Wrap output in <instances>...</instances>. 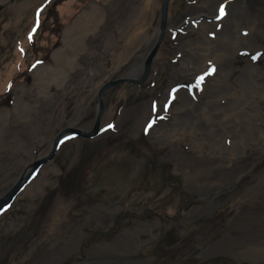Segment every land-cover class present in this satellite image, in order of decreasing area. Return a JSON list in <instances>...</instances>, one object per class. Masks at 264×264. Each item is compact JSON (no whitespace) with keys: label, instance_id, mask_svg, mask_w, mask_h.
<instances>
[{"label":"rangeland","instance_id":"1","mask_svg":"<svg viewBox=\"0 0 264 264\" xmlns=\"http://www.w3.org/2000/svg\"><path fill=\"white\" fill-rule=\"evenodd\" d=\"M143 1L0 0V110H9L4 133L0 132L4 145H0V198L19 180L22 182L20 192L0 213V264L66 261L76 254V244L85 248L82 242L92 237L93 227L103 225L96 214H100L99 208L106 211L103 230L106 234L96 233L94 239L106 240L97 244H106L105 250L94 253L92 249L97 245L92 248L88 245L83 251L87 255L82 264H264V218L257 212L261 208L264 211V140L260 136L264 134V49L235 52L223 63L206 61L205 67L196 74V80L203 77L199 85L196 80L176 77L171 68L180 61L184 49L196 41L182 39L187 35L188 26H197L201 18L213 20L215 29L205 36L210 42L203 34L195 37L200 31L190 34L199 43L203 41L211 50L212 47L217 50L218 37L211 32L219 30L221 20L230 17V13L221 17L220 5L224 4L221 2L214 14L196 19L187 17L175 24L173 20L189 11L187 7L197 1L171 0L169 21L161 30L163 0H151L145 17L133 26L138 31L144 28L145 36L131 46L126 33L130 35L133 27L130 29L129 24ZM94 6L99 8V14L85 31L82 49L70 46L62 53V61L56 62L54 57L63 42L64 30L79 16L84 18L87 14H83ZM229 8L223 7L224 13ZM149 21L152 26L145 27ZM34 27L36 31L32 33ZM153 30L159 31V35L164 31L167 39H162L163 47L152 55L146 71L150 52L159 43L152 44ZM29 33H32L31 39ZM257 40L264 41V37ZM221 63L223 70H220ZM34 70H43L48 79L38 85ZM153 83L157 85L153 87ZM215 83L225 84L229 92L248 99L241 105L242 115L254 113L256 119L249 124L253 123L261 134L252 132L255 141L245 138L246 142L241 143L235 141L228 128L214 138L217 142L221 139L218 147L209 144L208 139L197 146L191 140L192 135L175 134L184 135L193 143L192 147L182 145L184 155L203 160L201 169L209 177L217 176L211 171L214 164L210 162H215L212 159L219 162L216 168L219 174L241 169L239 181L226 186L231 185L235 193L249 176L248 189L257 190V199L249 206L251 210L242 209L228 199L194 221L180 227L174 223L175 226L172 215L179 208L184 212L195 201L199 202L193 192L197 190L185 185L182 171L183 167L192 165L180 163L174 167L173 159L167 156L173 139L161 140L155 134L159 131L160 137H166L173 127L182 125L172 122L175 116L205 108L206 100L211 107L208 96ZM19 85L23 88L24 101L27 96L33 97L25 119L17 118L11 110L20 93L13 90ZM33 85L37 86L34 91ZM178 88L187 93L189 104L176 99L174 92ZM242 90L248 93L242 94ZM158 96H163L158 102H168L174 96L176 100L156 121L158 108L149 102ZM100 102L102 110H99ZM226 102L223 97L215 99L219 112L226 110ZM183 104L186 108H182ZM99 111V123L105 122L102 128L111 124L115 126L114 132L108 130L93 138L66 136L68 139L63 138L51 159L34 166L36 161L49 155L61 131L91 130ZM106 116H109L107 121ZM136 117H140L139 125L133 129ZM109 120L112 121L108 123ZM212 120L215 124L218 121ZM223 125L228 126L230 122L224 121ZM135 145L142 148L134 151ZM133 153L146 154L143 160L146 175L141 178V170L140 174L133 171L135 182L129 184L131 167L122 164ZM175 155L183 156L180 148ZM244 166L249 170H244ZM188 175H196L194 167L188 168ZM131 209H137L138 218ZM145 218L152 224L144 225ZM82 220L88 221L89 226L81 229L79 236L73 235L77 222ZM246 220L255 225L250 234L243 228ZM118 243L123 246L121 254L112 247Z\"/></svg>","mask_w":264,"mask_h":264},{"label":"bare ground","instance_id":"2","mask_svg":"<svg viewBox=\"0 0 264 264\" xmlns=\"http://www.w3.org/2000/svg\"><path fill=\"white\" fill-rule=\"evenodd\" d=\"M194 6H188L187 12H183L178 15L177 18L173 20V22L176 24L180 20H185L187 17L190 18H200L204 17L205 15L209 16L211 14L215 13L216 6H218L219 3L223 2V7L229 8L227 10V13L225 12L224 16H229L228 18H223L221 20L222 26L219 30H214L211 33L217 34L216 37H218V44H217V50H215V47H212L213 50L210 49V47L205 42H200L196 38H200L203 34L206 41H208L206 32H210L212 29H215V22L213 20L207 21V19H202L199 22L197 26H193L190 24L186 30L187 35L182 39H195L196 41H192L190 46H187V49H184V53L180 56V61L178 63H175L173 67L171 68V72L175 73L176 77L183 76L187 78L189 81H195L197 77V72L202 70V67H205V63L208 60H212L213 63H215V60L222 62L225 59H229L231 54H234L235 52L241 51L244 52L246 50H254V49H264V41L257 40V38L261 39V37H264V0H196ZM171 0H169L168 4V18L170 16L171 11L169 10L171 8L170 5ZM152 3L151 0H144L142 6L140 7L139 11L136 15H134L133 19L131 20L129 24V28L131 29L137 20L142 19L145 17V14L148 10V6ZM157 6V5H156ZM222 6V5H220ZM95 8L91 7L89 8L88 12H85L83 14L84 18L79 16L78 19L73 24L66 28L64 30V36H63V42L59 46V49L55 53V61H62L63 54L65 51L69 49V47H73L74 49H82L83 43V37L85 35V31L89 30L91 25H93L98 17L99 14V8L94 6ZM21 11H24V7L20 6L19 8ZM89 13V15H88ZM189 18V19H190ZM205 18V17H204ZM229 19V20H228ZM187 20V19H186ZM219 21V20H218ZM251 21V22H250ZM78 22V23H77ZM77 24V25H76ZM76 25V26H75ZM148 25H151V22H147L145 27ZM220 25V24H219ZM247 25V26H246ZM152 26V25H151ZM196 29V30H193ZM138 31L135 27L132 28L130 31V35L126 33V36H128V40H130V45L135 46L140 40L145 36L146 30L144 28L139 29ZM200 31V32H199ZM191 32H199L195 34V37L191 35ZM76 33H79V36L77 37ZM152 37V44L156 41L158 43V40L161 38V35H159V31L153 32L150 35ZM206 36V37H205ZM77 37V38H76ZM159 37V38H158ZM166 37L164 36V41H166ZM181 39V41H182ZM176 41H179L177 38ZM180 41V42H181ZM215 41V38L214 40ZM212 41V42H213ZM155 42V43H156ZM210 42V41H208ZM163 47V43H161L158 46V49ZM158 52V50H157ZM160 53V52H159ZM210 56V58L208 57ZM220 64V70H223V64ZM215 67V66H214ZM213 67V68H214ZM34 80L36 81L38 85L42 84L46 78V74L43 72V70H34ZM235 73H233L231 76H234ZM226 76V75H225ZM199 78V77H198ZM197 81V80H196ZM45 84V83H44ZM215 85V86H213ZM212 88L210 89L208 98L211 99L212 104L211 107L208 104V100L205 101L204 106L205 108L199 109L198 111H193L192 113L187 112L179 117L175 116L172 120V122H176L181 126L173 127L172 133L166 134V140L170 141L173 139L172 145L168 148L167 156L173 159L175 161V166L180 163H191L192 166H185L182 168L184 178H185V185L191 189H196L197 191H205L209 193L210 191H214L217 189H220L227 184H235L239 181L241 176H239V172H241V169L234 170L231 173H221L219 174L216 170L218 167L219 162H217L215 159L214 165L211 167V171L213 172V175L217 174L215 178L209 177L208 172L204 169H201L202 163H204L203 160H197L196 158L192 157L190 160H188L185 156H178L175 155L177 153L178 148H180L181 144H188L192 147L193 143L198 144L205 143L206 140H209V144L212 146H219L218 142L221 141L219 138L218 142L214 140L215 137H217L218 132H224L226 129L233 134L235 137V141L241 143H245L246 139L249 138L250 141H255L254 135L251 133L254 132L255 134L260 135L261 132L259 130H255L253 123H250L253 121V119H256L255 114H249L245 115L243 117V111L241 108L242 104L247 103V98L243 96H237L236 93L229 92V88L224 84H213ZM226 86V87H225ZM233 88H236L235 86L231 85ZM23 88L19 85L14 88L13 91L20 90L19 96L17 97L16 103L13 102L12 106V112H14L19 119H25V113L29 111V108H31V105H28V103L31 101L32 95L27 96V100H23L22 94H23ZM37 86L33 85L32 90H36ZM31 92V91H29ZM16 93V92H15ZM13 93V94H15ZM248 93V92H247ZM246 92H243L242 94H247ZM39 94L37 93L36 96ZM35 97V95H34ZM221 97L225 98L227 100L224 107H226V110L219 112L218 108L215 107V99H220ZM184 103L189 104L187 102H190L188 98L183 96ZM242 99V100H241ZM241 100V101H239ZM217 102V101H216ZM31 103H33L31 101ZM183 104L182 108H186V105ZM247 105V104H246ZM9 110L1 109L0 110V132L4 133V122L6 121L7 112ZM149 111V110H148ZM134 112V108L132 109L130 116ZM223 116H221V114ZM28 114V113H27ZM136 114L134 115V117ZM142 114L140 115V117ZM139 117V118H140ZM106 118V117H105ZM104 118V119H105ZM139 118L135 122L134 125H137L139 123ZM217 120V123L215 124L212 120ZM224 121L230 122V125H223ZM213 124V125H209ZM7 126V125H6ZM180 132H186L189 135H192L193 138L190 140L185 139L180 134L175 133ZM156 137L160 139V133L159 131H156ZM170 137H169V136ZM178 136V137H177ZM260 136L263 137L264 140V134H261ZM246 138V139H245ZM186 140L188 143H185ZM2 138L0 135V145H3ZM21 142H18L19 144ZM4 146V145H3ZM186 161V162H185ZM123 165L130 166L131 168H137L140 165H134L132 161H127ZM196 170V175L191 176L188 175V168H192ZM244 170L247 171L248 166L243 167ZM225 174V175H223ZM188 175V180H187ZM223 175V176H221ZM203 179V180H202ZM202 180V181H201ZM206 180V181H204ZM256 190V189H255ZM249 194L246 199L243 200V196L238 193L236 195V198L234 199L233 203L238 206L240 205L242 209L245 210H251L249 209V206L253 204V202L256 199V196L252 193H245ZM264 197V195H263ZM259 214L261 213L262 217L264 218V211L261 208V210H258ZM254 222V218H253ZM252 222V226H255ZM126 239V235H125ZM127 242V239H126ZM112 247L120 253L121 249H123V246L118 243V245L112 244ZM121 254V253H120Z\"/></svg>","mask_w":264,"mask_h":264},{"label":"flooded vegetation","instance_id":"3","mask_svg":"<svg viewBox=\"0 0 264 264\" xmlns=\"http://www.w3.org/2000/svg\"><path fill=\"white\" fill-rule=\"evenodd\" d=\"M168 4H169V0H167V4H166V8H165V10L163 11L162 10V5H163V3H162V5H161V30H163V29H165V25H166V22H168L169 21V18L167 17L168 16ZM163 24V25H162ZM161 35V38L158 40L159 41V43L157 44V47H154L153 49H154V51H153V49H152V51H153V54L155 53V51L156 50H158V46L161 44V42H162V39L164 38V31H163V33H161L160 34ZM151 51V52H152ZM150 52V53H151ZM157 52V51H156ZM156 55V54H155ZM141 81V80H140ZM138 82V81H137ZM157 85V83H153L152 84V86L153 87H155ZM145 92H146V90L145 89H143ZM165 93H166V90L164 91ZM177 94V97H176V99H178L179 101H183L184 102V99H183V96L185 95V97L186 98H188V96H187V93L186 92H184V90H182V89H180V88H178L175 92H174V94ZM163 94V93H162ZM173 94V95H174ZM163 96H158V97H155L154 99L152 98L151 100H150V102H149V105H153V106H155L156 108H158V114L156 115V118H155V120L156 121H159L158 120V116L159 115H161L162 113V111H165L166 109H170V107L172 106V104H173V102L176 100L175 99V96H174V99H173V97H171V96H169V97H171V98H168L167 99V101L168 102H163V100H161V102H158V99H159V101H160V99L162 98ZM99 110H102V103L100 102V109ZM100 112L101 111H99V113H98V115H97V119H96V121L98 120L99 121V117H100ZM109 116H106V118L104 119V120H106L107 118H108ZM95 121V122H96ZM107 121V120H106ZM112 120H109L108 121V123H110ZM133 121H137V119L136 118H134L133 119ZM135 122H134V124H135ZM105 123V122H104ZM104 123L103 124H100L99 123V127H98V130H97V132H96V134L93 136V137H95V136H97L98 134H101V133H103V132H105V131H112V132H114L116 129H115V126H113V127H111V128H109L108 127V125H106L104 128H102L103 126H104ZM95 124V123H94ZM133 124V125H134ZM137 125H139V123L137 124ZM137 125H134L133 126V129L137 126ZM94 126V125H93ZM141 127V126H140ZM93 128V127H92ZM73 129V128H72ZM143 131V130H142ZM73 136V137H77V138H79L80 136H74V133H71V132H69V133H67V134H65V135H63L59 140H58V145L60 144V142L63 140V138L64 137H66V136ZM93 137H91V138H93ZM160 139L161 140H166V137H160ZM55 141V140H54ZM168 141V140H167ZM185 143H188V141L186 140V142ZM53 145H54V143H53ZM182 145L183 144H181V147H180V152L183 154V156H185L184 155V149L182 148ZM184 145H187L188 146V144H184ZM171 145H169V147H170ZM142 147L141 146H139V145H135V150L134 151H137V150H140ZM57 149H58V147H57ZM146 156V154H137V153H133V155H132V158H131V156L129 155L128 156V158L130 159V161H135V162H132L134 165H140L139 167H137V168H131V178L129 179V180H127V181H129V184L130 183H132V182H135V181H133V180H135L134 179V177H135V175L132 173L133 171H136L137 173H139L140 174V170H141V174H140V177L141 178H144V176L146 175V173H145V168H144V166H143V164H144V162H143V160H145L147 157H145ZM188 160H190L192 157H193V155H190V156H185ZM127 162V160L125 161V163ZM186 162V161H185ZM175 161H172V164L174 165V167H176L175 166ZM123 165V164H122ZM256 173L258 172V170L257 171H255ZM253 174V173H252ZM147 176H148V174H147ZM250 182V177L249 176H247L246 178H244L243 179V182H242V184L241 185H239L238 187V189L236 190V192L235 193H233L234 192V188L230 185H228V186H224V187H222V188H220V189H217V190H214V191H210L209 193H207V192H205V191H193L194 193H196V195H197V198H198V201L199 202H194V204L191 206V207H189L187 210H185L184 212H182L183 210L181 209V208H179L176 212H175V214H173L172 215V218H171V220H172V223H173V225H175V224H177V225H179V227H180V225H183L184 223H187V222H189V221H191V220H193L194 221V219L196 218V217H198L199 215H201V214H207V212H211V211H213V209H214V207H216L217 206V204L218 203H222L223 201H226V200H228V199H231V201H234V199L236 198V195L238 194V193H240L242 196H243V200L244 199H246L247 197H248V195L247 194H245V193H247V192H249V193H252V194H254L255 196H256V194L258 193L257 192V190H255V189H248V183ZM237 187V186H236ZM230 188V189H229ZM232 188V189H231ZM220 193H225L224 195H217V194H220ZM229 193H232V194H229ZM222 197H224L222 200H221V198ZM256 199H257V197H256ZM255 199V200H256ZM98 206V205H97ZM90 208H93V207H90ZM89 208V209H90ZM258 209H260V207H257ZM94 209V208H93ZM96 210V209H95ZM134 210V212H135V215H136V218H138V214H137V209H131V211L130 212H132ZM99 212H100V214L99 213H96L98 216V220H100L102 223H103V225H101V226H96V227H93V228H95V231L93 232V235H92V237H90L89 239H87L85 242H82L83 243V245L85 246V248H88V245L90 246V248H92V246L93 245H97V244H101V243H104V242H106V240H103V239H101V240H95L94 239V236L96 235V233H99V234H102V235H105L106 233H104L103 232V230H104V228L106 227V221H105V214H106V211L104 210V209H101V208H99ZM91 214H93L92 212L89 214V215H91ZM260 216H262V215H260ZM104 219V220H103ZM203 221V217H201V219H200V222H202ZM142 222H143V224L144 225H151L149 222H148V219L147 218H145L144 220H142ZM200 222H197V224H199ZM175 223V224H174ZM264 223V222H263ZM246 225V226H245ZM245 225L243 226V228H246V230H247V234H250L249 232H251L252 231V228H251V225H250V223H248L247 222V220L245 221ZM87 226H89V223H88V221H86L85 222V220H82L81 222H77V226H76V228H75V231L73 232V235H75V236H79V234H80V230L81 229H83V228H87ZM132 226V225H131ZM176 226V225H175ZM133 227V226H132ZM241 227V226H240ZM136 228V227H135ZM236 232H238V231H236ZM245 232V231H244ZM253 232H257V231H253ZM72 235V236H73ZM71 237V236H70ZM75 241H76V239H75ZM66 242H69V240H66ZM65 242V243H66ZM105 245L106 244H102V245H97L96 246V248H94V249H92L93 250V252L94 253H99V252H103L105 249H104V247H105ZM75 246V245H74ZM74 246H73V249H74ZM108 246H106V248H107ZM85 248H83V246L81 247V246H79V245H77L76 244V248H75V251H77L76 252V254L75 255H71L66 261H60L58 264H77V263H80V264H82V261H84L85 260V258H86V255L87 254H85L83 251H84V249ZM73 251V250H72ZM78 253H79V256H78ZM78 256V257H77Z\"/></svg>","mask_w":264,"mask_h":264},{"label":"water","instance_id":"4","mask_svg":"<svg viewBox=\"0 0 264 264\" xmlns=\"http://www.w3.org/2000/svg\"><path fill=\"white\" fill-rule=\"evenodd\" d=\"M167 0H163V5H162V10L164 11L166 8ZM163 25V24H162ZM154 51V50H153ZM153 52H151L149 58L147 59V65H146V71L148 70V63L150 59L152 58ZM104 88V87H103ZM102 88V89H103ZM99 127V121L97 120L93 126V128L89 131H83L79 129H72V128H67L63 131H61L57 137L55 138L53 148L49 155L47 157H44L43 159H40L36 161L34 164L35 167L43 164L44 161H47L52 158V156L55 154L57 147H58V140L65 134L71 132L74 133V136H82V137H93ZM21 180H19L15 185H13L6 193L5 195L0 198V213L12 202V200L16 197V195L20 192L22 189V184Z\"/></svg>","mask_w":264,"mask_h":264},{"label":"snow or ice","instance_id":"5","mask_svg":"<svg viewBox=\"0 0 264 264\" xmlns=\"http://www.w3.org/2000/svg\"><path fill=\"white\" fill-rule=\"evenodd\" d=\"M37 17H39V10H37ZM220 15L222 16V15H224V9H223V6H221V8H220ZM39 24V20L37 19V25ZM36 31V28L34 27L33 29H32V33H34ZM32 33H29V39H31L32 38ZM254 60L256 59V56H253L252 57ZM209 73H205V75H208ZM201 80H203V77H199L198 78V80H197V84L199 85V82L201 81ZM152 125L151 124H149L148 125V127L150 128ZM108 127L109 128H111L112 127V125L111 124H109L108 125ZM147 130H148V128H145V131L147 132ZM65 139H68V137H66Z\"/></svg>","mask_w":264,"mask_h":264}]
</instances>
